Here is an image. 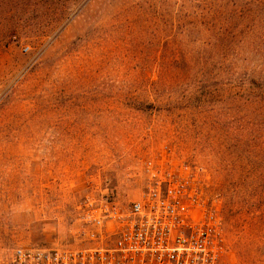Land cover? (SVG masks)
Instances as JSON below:
<instances>
[{
	"label": "rangeland",
	"instance_id": "374dc122",
	"mask_svg": "<svg viewBox=\"0 0 264 264\" xmlns=\"http://www.w3.org/2000/svg\"><path fill=\"white\" fill-rule=\"evenodd\" d=\"M151 160L194 171L220 264H264V0H0V264L96 245Z\"/></svg>",
	"mask_w": 264,
	"mask_h": 264
},
{
	"label": "built area",
	"instance_id": "2783aa9c",
	"mask_svg": "<svg viewBox=\"0 0 264 264\" xmlns=\"http://www.w3.org/2000/svg\"><path fill=\"white\" fill-rule=\"evenodd\" d=\"M194 176L189 166L165 167L151 160L144 167L142 198L128 211L111 201L86 215L98 229L91 235L96 245L18 248L11 264H220L222 230L214 215L199 210Z\"/></svg>",
	"mask_w": 264,
	"mask_h": 264
}]
</instances>
